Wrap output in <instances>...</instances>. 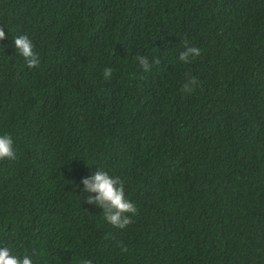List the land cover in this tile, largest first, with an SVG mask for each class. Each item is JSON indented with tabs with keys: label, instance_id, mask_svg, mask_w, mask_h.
<instances>
[{
	"label": "trees",
	"instance_id": "trees-1",
	"mask_svg": "<svg viewBox=\"0 0 264 264\" xmlns=\"http://www.w3.org/2000/svg\"><path fill=\"white\" fill-rule=\"evenodd\" d=\"M0 29L17 152L0 159V244L35 264H264V0H0ZM97 167L137 208L123 229L86 199Z\"/></svg>",
	"mask_w": 264,
	"mask_h": 264
},
{
	"label": "clouds",
	"instance_id": "clouds-1",
	"mask_svg": "<svg viewBox=\"0 0 264 264\" xmlns=\"http://www.w3.org/2000/svg\"><path fill=\"white\" fill-rule=\"evenodd\" d=\"M5 36L3 29H0V40ZM16 52L23 58L28 68L37 67L40 64V56L34 51V44L27 34H19L12 38ZM200 53L195 45L184 42L183 49L178 53V59L184 64L190 63ZM140 68L145 72L149 70L148 57L137 55L135 57ZM155 62V58H153ZM112 74L111 67L103 69V77L109 79ZM187 78L183 84L184 90H191L198 86L199 80L196 76L186 74ZM17 152L14 146L12 135L8 131H0V159L15 160ZM80 183L89 195L86 199L89 203H95L102 209L103 220L108 224L123 229L131 223V217L136 214L135 204L127 197L125 185L119 176L110 174L103 167H97L90 175L82 177ZM0 264H35L33 257L25 251L17 255L8 244H0ZM79 264H93L90 258L81 257Z\"/></svg>",
	"mask_w": 264,
	"mask_h": 264
}]
</instances>
